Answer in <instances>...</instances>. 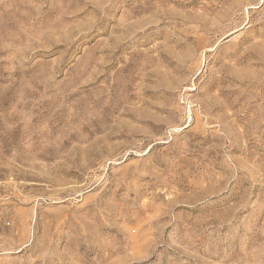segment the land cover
<instances>
[{
	"label": "rangeland",
	"instance_id": "rangeland-1",
	"mask_svg": "<svg viewBox=\"0 0 264 264\" xmlns=\"http://www.w3.org/2000/svg\"><path fill=\"white\" fill-rule=\"evenodd\" d=\"M0 264H264V0H0Z\"/></svg>",
	"mask_w": 264,
	"mask_h": 264
}]
</instances>
